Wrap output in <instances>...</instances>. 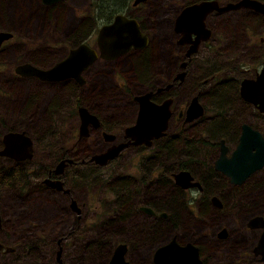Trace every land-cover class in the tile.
Returning <instances> with one entry per match:
<instances>
[{
    "label": "flooded vegetation",
    "instance_id": "flooded-vegetation-1",
    "mask_svg": "<svg viewBox=\"0 0 264 264\" xmlns=\"http://www.w3.org/2000/svg\"><path fill=\"white\" fill-rule=\"evenodd\" d=\"M61 1L63 0L45 3L36 0V3L48 8V21H52L53 25H56L57 21L53 17L52 10L57 8ZM199 1L202 0H184L178 9L155 14L154 7L150 8V0L136 3H133V0H109L107 3L104 0H90L87 17H80L78 25L70 27L66 35L70 46L58 56L59 58L45 66L26 61L37 67H48L64 58L70 48L81 42L96 50L95 36L98 27L110 22L115 14L134 19L140 32L146 35V42L141 47L131 46L111 58L95 57L81 69L78 80L74 77L42 80L30 75L29 77L39 82L62 83L68 89L69 95L62 91L55 93L44 108L45 121L40 123L37 117L30 134L25 126L12 125L5 118L13 109L19 115L18 108L14 106L16 89L14 91L7 88L0 89V200L10 196V188H17V195L48 191L61 195L69 212L78 213L76 207L78 205L70 185L82 186L85 172L83 169H85L94 175L95 182L103 181L105 185L103 188L107 189L103 194H98L96 200L110 207L114 205L115 208H120L116 215L121 217L145 219L148 216L150 224H176L180 221L193 220V222H207L212 219L211 210L221 213L225 211L227 204L233 207L235 199L239 200L237 197L233 198L236 191L243 190L247 182L264 170V163L259 167L239 168L237 170L252 171L240 181L233 182L218 167L222 166V160L227 158H253L252 165H255L260 157L264 159V155L256 150L257 140L247 131L248 128L256 130L264 140V110L260 109L264 108V103L245 99L242 95L249 97L241 88L243 80L256 79L264 63V15L261 11L248 7L212 9L204 14L201 22L192 25L194 28L184 31L181 23L177 24L176 20L182 15L180 12L185 5ZM215 1L218 5H223L227 1L236 0ZM258 1L264 3V0ZM107 8H110V15L109 19L104 21ZM97 10L100 12L101 22L95 30L94 44L90 45L84 38L95 25L92 13ZM212 13L218 17L212 18ZM149 14L152 15L151 18ZM143 20L146 26L143 25ZM86 22L90 29L77 34L76 30ZM161 28L165 31L162 32ZM150 32L153 34L152 38ZM12 35L0 42V52ZM146 52L149 54L148 63L145 59ZM125 53L131 55V63L135 69L133 75L139 80L140 89L124 91L122 97L128 96L129 102L127 100L122 105L117 103L119 97L111 90L110 116L103 114L101 109H94V112H91L82 103L83 91L88 87V79L83 73H87L98 59L113 61ZM153 55L155 57H152ZM17 63L19 62L13 64L11 60H5L0 56V70L9 65L14 77L20 75L14 71ZM143 68L151 70L152 75L142 76ZM99 74L95 77L98 78ZM260 81L258 79L253 84L254 92L258 91ZM146 92H149L148 101L153 105L161 106V113L167 112L165 127L160 135L150 137L148 143L143 140L135 142L132 137L124 136V128L135 124L141 99L139 96ZM38 96L39 91L35 92V95L32 94L31 101L25 103L24 111L34 106L36 102L39 104L41 97L37 99ZM92 96L94 93L90 94V97ZM60 100L62 104H59ZM66 100L74 104L76 115L77 107L84 106L96 117L97 125L88 123L85 135L78 136L80 119L77 115L76 134H69L67 146L60 139L55 142L52 150L50 116L54 110L63 109ZM112 105L119 107L113 109ZM103 132H109L113 136L110 141L104 139ZM7 133H21L29 140V157L16 159L14 153H1L6 149L4 135ZM92 134L99 137L100 143L97 146L93 142H90V146L88 143L82 145V142ZM242 138L246 142L240 145ZM102 142L104 146L101 147ZM118 143L123 145L105 162L95 163L90 159L92 154ZM33 144L38 150H34ZM10 146L18 149L19 144L12 140ZM49 149L53 155L51 162L40 160L33 162L28 168L25 163L32 161L36 156L35 153L44 157L49 154ZM60 160H63L64 164L56 167ZM4 162L8 163L4 164ZM94 170L98 172L95 173ZM179 171L185 172L184 176H189V182L198 184L181 186L174 177ZM32 177L35 182H31ZM56 181H60V188L50 184ZM22 185L24 187L21 189ZM263 186L264 176L250 182L246 189ZM30 187L31 189L26 190ZM212 196L215 198L212 199ZM71 200H74V206L71 205ZM33 208V206L27 207L28 210ZM247 211L248 209L244 211L242 227L254 231L252 242L242 246L241 255L251 256L257 264H264V258H261L257 249H254L262 228H250L246 224L252 215L264 216V210H250L251 212L246 215ZM139 221L141 226L138 231L145 229L147 235L145 221ZM217 222L219 223L216 224ZM222 225V218H216L206 227H218L215 236L223 239L227 237L228 232ZM1 228L2 217H0ZM221 228H223L222 232ZM171 237L177 241L174 235ZM190 242L197 247L199 264H205L200 256L199 247ZM125 244L127 250V243ZM4 247L9 246L0 241V251H4ZM150 259L152 261V256Z\"/></svg>",
    "mask_w": 264,
    "mask_h": 264
},
{
    "label": "rangeland",
    "instance_id": "rangeland-1",
    "mask_svg": "<svg viewBox=\"0 0 264 264\" xmlns=\"http://www.w3.org/2000/svg\"><path fill=\"white\" fill-rule=\"evenodd\" d=\"M104 1L107 3L109 0ZM183 1L150 0V8L154 7L155 14H161L167 10L178 9ZM89 2L90 0L61 1L58 7L52 10L57 21L56 25H53L52 21H48V8L36 3V0H0V30L5 29L13 33L5 42L0 56L5 60H11L13 64L29 61L38 66H45L56 60L70 46L66 37L70 27L77 26L80 17H87ZM99 14L98 10L92 13L95 25L84 38L90 45L94 44L95 30L101 22ZM211 17L217 18L218 15L212 13ZM143 25L146 26L145 20ZM88 29L90 28L86 22L76 30V33L81 34ZM164 31L165 29H162V32ZM152 37L153 34L150 32V38ZM145 59L148 63V52L145 53ZM134 71L131 55L128 53L121 54L113 61L98 59L87 73H83L88 79V87L83 91L85 95L82 94L83 105L91 112H94V109H101L103 114L110 116L111 90L119 97L117 103L122 105L127 100L129 102L128 96L122 97L124 91L140 89L141 84L134 78ZM98 73L99 79L95 77ZM94 85L97 87L94 88ZM1 88L12 91L16 89L14 106L18 108L19 115L13 109L5 118L12 125L25 126L29 134L37 117L40 123L45 121L44 108L55 93L62 91L69 96L68 89L62 83L39 82L29 76L14 77L9 65L0 70ZM37 91H39L37 99L41 97L39 104L36 102L34 106L24 111L25 103L30 102L32 94L35 95ZM91 93H94V96L90 97ZM59 104H62L61 100ZM111 107L117 109L119 106ZM50 124L52 150L55 142L60 139L67 146L69 134H76L77 115L74 104L69 100L64 101L63 109L51 113ZM90 142L97 146L100 143L99 137L92 134L82 142V145L88 143L90 146ZM102 146L104 142L101 143ZM33 147L35 151L38 150L34 144ZM35 154L32 161L25 163L28 168L33 162L40 160L51 162L53 159L51 149L44 157ZM83 170L85 172L82 186L70 185L78 205L76 206L78 213L69 212L63 197L58 193L42 191L36 194L17 195V188H10V196L0 200L2 217L0 241L14 249L0 251V264H107L111 250L118 242L127 243L125 258L131 264H154L150 259L151 251L171 235H174L178 242L190 240L195 243L205 264H257L253 257L241 255L242 246L252 242L254 231L244 229L242 223L245 210L248 209L246 215L251 211L264 210V186L246 189L250 182L264 176V170L247 182L243 190L236 191L233 198L237 197L240 201L235 199L233 207L227 204L225 211L221 213L211 210V218H222V226L227 228L228 235L223 239L215 236L218 227H206L212 219L207 222L193 220L180 221L176 224H150L148 216L145 219L118 216L116 214L120 208H115L114 205L110 207L96 200L98 194L107 191L103 188L105 187L103 181L95 182L94 175L89 170ZM93 172L96 173L98 170ZM31 182H35L34 177ZM23 187L22 185L21 189ZM29 189L31 187L26 190ZM41 197L44 199L41 200ZM28 206L34 208L28 210ZM139 220L145 221L147 235L145 229L138 231L141 226ZM56 250H60L59 256H56Z\"/></svg>",
    "mask_w": 264,
    "mask_h": 264
},
{
    "label": "water",
    "instance_id": "water-1",
    "mask_svg": "<svg viewBox=\"0 0 264 264\" xmlns=\"http://www.w3.org/2000/svg\"><path fill=\"white\" fill-rule=\"evenodd\" d=\"M42 2L49 3L55 0H41ZM142 0H133V3ZM238 7H248L259 10L264 15V3L258 0H236L235 2L227 1L223 5H218L215 0H202L197 3L187 4L182 8L180 12L182 15L176 20L177 24L182 25L184 31L194 28V23L201 22L204 14L212 9L225 10L235 9ZM201 25V24H200ZM175 28V27H174ZM176 29V28H175ZM179 30V29H178ZM12 34L9 31H0V42ZM146 42V35L141 33L138 29L137 23L132 18H127L121 14H115L110 22L101 24L96 32L95 44L96 50L90 47L84 42L79 43L77 46L68 50L67 55L55 61L48 67H37L29 62H19L14 66V71L22 76L34 75L42 80H59L65 77L80 78V71L91 60L99 56L102 58H111L117 54L123 53L129 47H141ZM261 80L259 89L254 92L252 89L256 80ZM241 88L246 92L249 98L242 95L245 99L252 102L264 103V63L260 70V74L255 80H243L241 82ZM149 92H146L139 97V111L135 124L126 126L124 128V136H130L135 142L143 140L148 143V139L152 136H158L165 127V121L167 112L161 113V106L153 105L147 100ZM138 98V97H137ZM192 105V104H191ZM263 109L264 108H260ZM77 115L80 122L78 125V136L85 135L86 126L88 123L97 125L96 117L89 112L84 106L77 107ZM245 127V126H244ZM254 139L257 140L256 150L264 155V140L260 134L251 128L247 130ZM104 139L110 141L113 137L109 132H103ZM244 136V135H243ZM16 141L19 144L17 149L10 146L11 141ZM134 142V143H135ZM246 142L244 138L239 142L243 145ZM4 143L6 149L1 153H14L16 159H23L30 156L29 140H27L21 133H7L4 135ZM123 143H118L114 146L110 145L103 151L94 153L90 156V159L95 163H103L106 159L114 156ZM250 146V145H249ZM248 147V146H247ZM246 147V148H247ZM244 149V148H243ZM13 150V152L11 151ZM242 152V151H241ZM244 152V151H243ZM256 152V151H255ZM244 156V155H243ZM251 157V156H250ZM256 158V157H255ZM261 158V157H260ZM258 159L255 165H252L253 158H227L223 161L220 167L223 173L229 176V180L233 182L240 181L247 173L252 170H237L239 168L259 167L264 163V159ZM257 159V158H256ZM255 160V159H254ZM67 161L69 159L67 158ZM218 164V160L216 161ZM64 164L63 160H60L56 167H61ZM58 169V168H57ZM254 169V168H253ZM56 171V169H55ZM187 173V172H186ZM185 172L179 171L174 175L175 180L183 187L191 184H198L197 182H189V176H184ZM188 174V173H187ZM57 188H60V181L50 182ZM215 197L212 196V199ZM71 205L74 206V200H71ZM78 211V209H77ZM247 226L261 227L260 237L255 246V250L260 253L261 258H264V216L255 214L252 215L246 222ZM223 228H221V232ZM219 235H222L219 233ZM12 249L11 247H4V251ZM107 264H129L125 259L124 253L126 250V244L124 242L117 243L112 249ZM60 250H56V256H59ZM152 261L155 264H199V258L197 255V247L190 241L184 243L177 242L174 237L169 238L165 242L157 245L152 251Z\"/></svg>",
    "mask_w": 264,
    "mask_h": 264
},
{
    "label": "trees",
    "instance_id": "trees-1",
    "mask_svg": "<svg viewBox=\"0 0 264 264\" xmlns=\"http://www.w3.org/2000/svg\"><path fill=\"white\" fill-rule=\"evenodd\" d=\"M109 15H110V8H107L105 14H104V17H105V20H108L109 19ZM152 75V71L149 70V69H146V68H143L142 70V76H146V77H149Z\"/></svg>",
    "mask_w": 264,
    "mask_h": 264
}]
</instances>
